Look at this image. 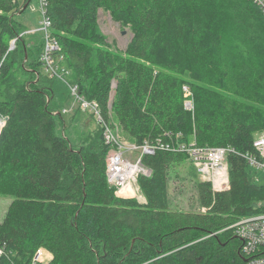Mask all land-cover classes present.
Segmentation results:
<instances>
[{"label": "trees", "instance_id": "obj_1", "mask_svg": "<svg viewBox=\"0 0 264 264\" xmlns=\"http://www.w3.org/2000/svg\"><path fill=\"white\" fill-rule=\"evenodd\" d=\"M31 2L0 0V195L13 198L0 222V264L240 262L242 241L231 226L264 211L262 170L246 157L257 154L254 142L264 134V92L254 96L264 90L260 5L45 0L50 35L59 44L53 56L70 70L68 81L98 102L104 119L130 141L170 145L143 154L151 173L139 175L146 197L139 202L120 198L108 182L111 146L100 122L99 131L79 147L59 129L65 120L56 98L64 91L55 80L76 98L46 70L43 32H28L17 17ZM100 9L131 29L125 49L109 42ZM37 32L42 38L29 48L24 36ZM238 62L255 65L258 77L230 82ZM239 88L247 91L241 92L244 100ZM192 143L230 148V187L214 191L209 180L199 181L201 211L172 208L168 197L170 168L191 161L173 146ZM40 248L51 254L46 263L34 262Z\"/></svg>", "mask_w": 264, "mask_h": 264}, {"label": "built area", "instance_id": "obj_2", "mask_svg": "<svg viewBox=\"0 0 264 264\" xmlns=\"http://www.w3.org/2000/svg\"><path fill=\"white\" fill-rule=\"evenodd\" d=\"M255 1L264 11V0ZM40 6L43 18L37 30L43 32L46 40L42 55L45 68L51 76L66 82L73 96L80 103L81 108L92 113L100 124H102L105 141L111 146V150L107 157L108 182L117 188L116 194L129 197V194H134L128 192L129 189H132V182L137 181V176L142 170L145 169V171H149L142 163L143 154L154 153L157 148H168L170 145L162 141L154 143L147 140L143 143H137L133 141L123 142L119 139L118 130L114 129L110 123L104 119L98 102L89 100L81 95L78 91V87L68 81L67 76L70 70L60 67L57 64L53 56V51L59 49V44L50 35L51 22L45 14V0H40ZM34 31H36V29L31 32ZM184 89L188 91L187 86H184ZM190 104V101L186 102L189 109H191ZM254 145L257 148V154L248 153L246 157L251 165L264 171V134L255 140ZM178 146L175 145L173 148L182 150L189 155L191 160L196 163L199 172L211 182L214 191H223L230 187L231 179L227 162V154L230 151L229 147L200 146L194 143L189 145L181 144L179 147ZM131 151H137L139 156L137 154L135 158L128 157L126 152ZM231 227L234 228L235 234L242 241L240 252L241 261L235 264H264V211L244 216ZM2 253L3 249L0 247V255ZM44 259V249L40 248L34 257V262L46 263Z\"/></svg>", "mask_w": 264, "mask_h": 264}, {"label": "rangeland", "instance_id": "obj_3", "mask_svg": "<svg viewBox=\"0 0 264 264\" xmlns=\"http://www.w3.org/2000/svg\"><path fill=\"white\" fill-rule=\"evenodd\" d=\"M17 17L22 20L28 28H30L28 32H31L34 29L37 30L43 18L40 0H32L27 9ZM99 22L105 34L108 35L109 42L114 48L123 50L127 47L133 35L129 27L123 26L120 22L113 20L110 13L103 9H100L99 12ZM41 38V32H37L34 34L27 33L24 36V39L27 41V45L30 46L29 48H33V46L38 41H40ZM14 46L15 42L13 43V47ZM238 63L239 64L230 69L231 72H229L228 75V77L230 78V82H232V80H234V78L237 76L245 75L250 77H258V74L254 72L255 65H251L250 63L248 64V62ZM55 86L64 91L56 98L57 101H60L58 106L62 112L63 119L65 120V127L60 124L59 129L71 139L75 147H79L83 143L89 142L90 137L99 131V121L92 113L83 110L80 106V103L76 99L69 97L70 95L68 88L60 80H55ZM259 90L260 89H257V92L261 93L254 92L255 97L261 95L264 92V90ZM241 92L243 94L247 91L240 88L238 89L240 99L244 100ZM187 101H190V108H192V99L190 98V94L188 95ZM58 119L60 120V118ZM3 124L4 120L1 118L0 131ZM117 133L119 134V139L121 141L131 142L130 139H128V137L125 136V134L121 130H118ZM126 154L130 158H135L138 153L137 151H131L126 152ZM150 173V170L145 171L144 169L140 174L149 175ZM139 175L137 176V181L132 182V190L134 194H129V197L120 195V198L146 202V197L139 186ZM259 176L262 180H264L263 170L259 172ZM204 179H206V177L199 172L196 163L193 160L190 161L189 159H187L180 163L174 164L169 170L167 182L168 197L171 207L188 211L203 210L198 194L197 184L199 181ZM12 199L13 198L11 196L0 195V222L4 218ZM44 256V261L46 262L49 258H51V256H48L46 250H44Z\"/></svg>", "mask_w": 264, "mask_h": 264}, {"label": "bare ground", "instance_id": "obj_4", "mask_svg": "<svg viewBox=\"0 0 264 264\" xmlns=\"http://www.w3.org/2000/svg\"><path fill=\"white\" fill-rule=\"evenodd\" d=\"M127 190H128V189H127ZM128 192H132V193H133V190H132V189H131V190L129 189V191H128Z\"/></svg>", "mask_w": 264, "mask_h": 264}, {"label": "water", "instance_id": "obj_5", "mask_svg": "<svg viewBox=\"0 0 264 264\" xmlns=\"http://www.w3.org/2000/svg\"><path fill=\"white\" fill-rule=\"evenodd\" d=\"M26 6H27V5H26ZM26 6H25V7H26ZM14 42H15V41H13V43H14ZM13 43H12V46H11V47H13ZM0 120H1V117H0Z\"/></svg>", "mask_w": 264, "mask_h": 264}, {"label": "crops", "instance_id": "obj_6", "mask_svg": "<svg viewBox=\"0 0 264 264\" xmlns=\"http://www.w3.org/2000/svg\"><path fill=\"white\" fill-rule=\"evenodd\" d=\"M47 254H48L49 257L51 256V254L49 252H47Z\"/></svg>", "mask_w": 264, "mask_h": 264}]
</instances>
